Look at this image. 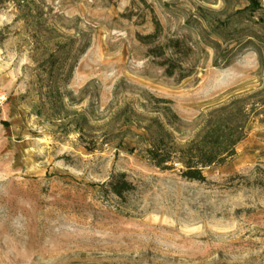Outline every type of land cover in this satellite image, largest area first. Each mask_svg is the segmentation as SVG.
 Returning <instances> with one entry per match:
<instances>
[{
    "label": "rangeland",
    "instance_id": "1",
    "mask_svg": "<svg viewBox=\"0 0 264 264\" xmlns=\"http://www.w3.org/2000/svg\"><path fill=\"white\" fill-rule=\"evenodd\" d=\"M146 1L194 46L191 76L146 55L137 1L0 0V264H264V0ZM52 52L62 107L42 96ZM150 95L171 100L181 142L244 101L236 154L204 182L154 166L146 133L123 122ZM118 173L134 186L122 197L106 185Z\"/></svg>",
    "mask_w": 264,
    "mask_h": 264
},
{
    "label": "trees",
    "instance_id": "2",
    "mask_svg": "<svg viewBox=\"0 0 264 264\" xmlns=\"http://www.w3.org/2000/svg\"><path fill=\"white\" fill-rule=\"evenodd\" d=\"M136 1L147 9L152 25L150 32L136 34L137 41L146 47V55L162 67L166 76L175 77L176 81L191 76L195 68L187 59L193 54L194 46L185 37L164 34L153 7L146 0H131V3ZM132 13L127 9L121 15L130 20ZM58 60L54 52L47 58L49 68L44 70V75L47 80L54 79L56 83L51 85V81H48L47 90L42 96L47 99L48 104H58V107H62V93L59 91L57 80L62 74L57 69ZM70 72L71 68L67 72L68 76ZM149 97L148 102L153 100L151 110L143 108V114L124 113L123 122L131 123L146 133L147 140L142 156L157 168L177 169L178 175L186 180L204 182L206 168L222 165L236 154V146L245 136L248 119L247 104L244 101L233 100L202 114L198 118V131L181 142L174 133L179 131L183 123L171 107V100L151 95ZM146 114L148 116H145ZM74 122L79 132V140L85 148L89 151L97 149L93 141L84 139V118ZM106 185L112 194L119 197L134 188L124 173L111 175Z\"/></svg>",
    "mask_w": 264,
    "mask_h": 264
}]
</instances>
